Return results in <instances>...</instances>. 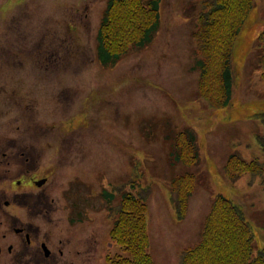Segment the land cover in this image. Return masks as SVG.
Instances as JSON below:
<instances>
[{"label":"rangeland","instance_id":"374dc122","mask_svg":"<svg viewBox=\"0 0 264 264\" xmlns=\"http://www.w3.org/2000/svg\"><path fill=\"white\" fill-rule=\"evenodd\" d=\"M106 3L0 0L2 16L9 21L12 15L22 13L23 28L38 35L39 61L27 72L46 77L54 86L49 90L51 98H38L36 108L52 110L58 127L55 139L84 142L86 148L80 155L87 171L86 192L97 178L112 194L110 205L115 207L121 196L118 186L131 193L137 188H132L131 182L150 186L146 222L155 264H177L181 251L199 241L215 194L231 198L246 208L250 220L264 225V183L260 177L243 174L232 182L222 170L230 154L264 162V151L256 140L263 126L253 118L264 112L257 46L264 25V0H254L236 38L231 102L221 109L207 107L197 93L192 30L198 0H161L159 28L152 42L145 48H131L108 67L95 56L96 32ZM47 51L51 63L46 66L41 60ZM14 74L19 75L18 69L7 67L6 75ZM31 85L27 83V87ZM68 119L72 124L69 132L64 130ZM179 131L196 136L197 161L191 167L173 161V138ZM186 172L195 174L196 183L187 214L178 221L169 188L175 176ZM102 198L107 221L108 202ZM253 227L256 241L261 237L264 243V232H258L255 224ZM257 245L264 249L259 242Z\"/></svg>","mask_w":264,"mask_h":264},{"label":"flooded vegetation","instance_id":"af4514ba","mask_svg":"<svg viewBox=\"0 0 264 264\" xmlns=\"http://www.w3.org/2000/svg\"><path fill=\"white\" fill-rule=\"evenodd\" d=\"M22 17L0 14V264H110L117 248L112 205L106 203V221L97 178L86 192L84 142L55 139L52 110L36 108L54 84L27 72L39 61V39ZM7 67L19 75L7 76Z\"/></svg>","mask_w":264,"mask_h":264},{"label":"trees","instance_id":"16d2710c","mask_svg":"<svg viewBox=\"0 0 264 264\" xmlns=\"http://www.w3.org/2000/svg\"><path fill=\"white\" fill-rule=\"evenodd\" d=\"M161 0H107L96 32L95 56L104 66H114L131 48L147 47L154 39L160 23ZM254 0H198L195 26L192 30L197 58L192 69L198 70L197 93L212 109L227 107L231 102L234 70L233 49ZM260 78L264 85V25L257 35ZM253 118L260 121L263 133L256 140L264 151V112ZM195 134L179 131L173 138V161L191 167L197 161ZM223 174L232 182L243 174L260 177L264 183V162L244 160L230 154L223 164ZM135 193L123 192L115 207L109 210L113 218L110 236L117 245L110 264H155L150 253L146 212L152 194L149 185L136 182ZM196 183L194 173L175 176L170 184L169 198L175 218L183 220L187 214L190 196ZM139 186V187H138ZM116 192V189H114ZM107 202L112 194L105 193ZM246 208L222 194H215L205 217L199 241L181 251L177 264H264V245L261 237L256 241L253 224Z\"/></svg>","mask_w":264,"mask_h":264}]
</instances>
